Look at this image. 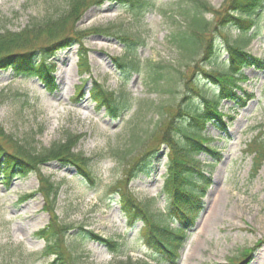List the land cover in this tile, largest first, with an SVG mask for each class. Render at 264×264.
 Wrapping results in <instances>:
<instances>
[{
  "label": "rangeland",
  "instance_id": "obj_1",
  "mask_svg": "<svg viewBox=\"0 0 264 264\" xmlns=\"http://www.w3.org/2000/svg\"><path fill=\"white\" fill-rule=\"evenodd\" d=\"M203 1L220 13L226 2ZM184 2L148 0L138 18L128 4L111 0L88 7L75 27L86 30L81 40L88 50L89 71H78L79 43L56 51L49 59L55 65L53 92L34 76L0 70V127L6 134L20 139L33 136L38 149L77 134L82 137L75 151L92 158L89 168L95 186L71 165L52 161L40 167L43 174L62 183L56 204L62 223L83 225L103 239L120 243L118 250L112 251L102 242L78 236L73 229L67 241L75 264H128L129 259L137 264L159 256V249L147 243L141 220L129 227L115 183L125 178L130 163L145 150L156 148L149 173H139L128 187L139 204L147 205L151 212L166 214L171 205V196L165 190L171 153L166 145L148 136L174 107L192 103L202 107L200 87L190 90L194 81L207 96L219 91L218 83L201 69L209 70L212 62L223 68L228 42L237 41L264 64V0L256 11L241 13L243 21L210 34L217 47L216 61H201L199 56L194 65H186L190 58H182L181 51L171 43L172 33L183 23L179 11L188 5ZM66 8L67 0H0V31H20L32 20L56 17ZM218 16L205 13L213 24ZM107 25L120 26L131 36L144 39L134 51L141 63L139 72L115 64L113 58L126 53L118 39L87 33V29ZM147 60L165 65L160 69L163 78L158 89L151 82ZM243 72L248 80L242 85L253 98L243 108L234 107L230 101L220 102L219 109L231 116L222 118L227 123L226 132L214 123L206 125L204 133L220 152V160L211 168L202 211L188 230L178 264H229V259L239 256L244 248L251 253L239 264H264V243H258L264 239V163L252 175V156L244 152L247 143L264 132V67H249ZM190 77L192 83L187 82ZM94 82L117 94L126 93L130 107L120 117L98 108L89 97ZM81 85L82 94L78 93ZM199 159L212 162L208 153H201ZM1 179L0 264H51L55 256H47L45 242L37 235L49 215L42 211L41 195L33 194L38 187L36 172L14 177L7 188ZM27 194L33 195L24 198ZM169 222L178 225L176 217Z\"/></svg>",
  "mask_w": 264,
  "mask_h": 264
},
{
  "label": "trees",
  "instance_id": "obj_2",
  "mask_svg": "<svg viewBox=\"0 0 264 264\" xmlns=\"http://www.w3.org/2000/svg\"><path fill=\"white\" fill-rule=\"evenodd\" d=\"M104 0H67L66 10L56 17L45 18L41 21H31L20 31H0V70L13 69L38 77L44 86L52 91L55 89V79L52 75L54 65L47 62L56 50L68 48L76 43L80 44L78 68L81 72L89 71L88 50L82 44L81 38L86 34L75 27V22L81 19L84 11L92 6L103 3ZM123 5L128 4L135 18L142 15L147 7L148 0H111ZM188 4L180 9L179 15H183V23L179 29L172 33L171 43L181 51L182 58H190L188 64L194 65L200 56L201 61L208 63L214 58L216 61L217 47L210 34L213 31H222L230 24H237L244 19L241 13H250L257 10L261 0H226L221 11H215L203 0H185ZM213 10V11H212ZM217 14L215 24L206 19L205 13ZM93 34L112 36L118 39L125 47L126 53L113 60L123 70L140 71V60L134 51L138 44H144L140 36H131L127 30L116 25L98 26L87 29ZM44 41L40 44V41ZM228 58L222 68L217 62L212 64L209 70L202 68V72L212 82H217L219 91L210 97L203 94V89L197 83H192L191 77L188 83L193 91L199 88L202 91V107L194 103L185 107L176 106L167 117H163L157 124L151 136L155 142H161L169 149L171 157L165 190L172 197V208L168 216L173 215L178 220V226H172L170 218L162 213L150 212L147 205H141L134 200L129 183L139 174L150 171L156 148L145 150L138 156L127 169L124 179L114 185L115 192L119 194L121 208L129 224L136 220H142L147 232V242L159 248L158 264H176L179 250L187 239V231L194 225L195 219L201 209L202 197L208 186L209 177L205 173L211 172L212 164H205L199 159L202 152L208 153L213 162L219 160V152L210 145L211 139L204 133L207 123H214L225 131L226 122L222 117L229 116L223 113L218 106L222 100L232 101L234 106L243 107L250 100L251 94L245 91L242 83L247 81L243 69L254 67L262 69L263 61L245 51L240 44L227 43ZM39 53V56H38ZM39 57V62L36 58ZM202 63V62H201ZM161 63L147 60V70L151 72V82L155 89L163 75L160 72ZM172 67V66H171ZM90 97L99 108H105L106 112L114 117H120L129 107V97L125 93L115 94L102 84L94 82L90 91ZM162 109V108H161ZM163 114V113H162ZM184 119V120H183ZM264 132L256 135L247 145L246 152L252 156V175L257 174L264 163ZM35 136V135H34ZM82 136L68 134L64 139L54 142L47 148L38 149L33 136L17 138L6 134L0 127V177L6 184L14 177H25L36 172L38 188L35 193L41 194L44 205L43 210L50 215L48 224L38 234L45 238L48 254H54L56 259L53 264H75L72 249L67 241L69 232L77 229L78 236L91 238L104 243L112 251L118 250L120 243L111 239H103L93 231L85 229L83 225L77 227L62 223L57 214V198L61 188V182L55 181L51 175H45L40 167L56 161L63 166H73L81 175L86 177L92 185L95 179L89 163L92 158L85 156L83 152L75 151ZM159 138V140H158ZM129 164V165H130ZM209 169H205V168ZM31 195H26L29 197ZM264 243V239L258 242ZM251 249L244 248L239 256L229 259V264H239L246 259ZM129 259V263L131 264ZM135 264V263H132ZM137 264H151L142 260Z\"/></svg>",
  "mask_w": 264,
  "mask_h": 264
}]
</instances>
